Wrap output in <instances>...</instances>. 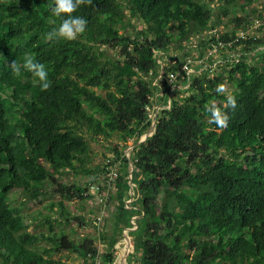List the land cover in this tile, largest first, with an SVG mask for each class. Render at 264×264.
I'll return each instance as SVG.
<instances>
[{"label": "trees", "instance_id": "1", "mask_svg": "<svg viewBox=\"0 0 264 264\" xmlns=\"http://www.w3.org/2000/svg\"><path fill=\"white\" fill-rule=\"evenodd\" d=\"M237 2L90 0L72 13L87 20L84 32L46 40L60 22L54 0H0V264H68L57 258L66 251L84 264H114L135 217L137 231H127L139 264H264V36L247 33V16L236 21L245 37L221 34L211 6ZM133 22L141 33L127 32ZM205 50L229 51L217 64ZM25 53L49 69L48 90L23 69L21 77L12 75V63L22 65ZM191 59L201 62L187 75L183 66ZM156 91L163 96L155 102ZM157 102L162 108L153 119ZM211 107L227 115L225 126L210 122ZM153 122V134L131 153L132 186L123 153L115 149L116 158L107 159L121 165L115 193L107 195L114 211L111 231L100 234L103 252L95 240L76 241L62 228L72 219L63 200L48 205L59 218L14 206L11 193L38 200L66 171L97 182L89 142L119 135L137 143ZM92 186L59 183L49 191L82 199ZM38 221L47 230L29 232Z\"/></svg>", "mask_w": 264, "mask_h": 264}, {"label": "rangeland", "instance_id": "2", "mask_svg": "<svg viewBox=\"0 0 264 264\" xmlns=\"http://www.w3.org/2000/svg\"><path fill=\"white\" fill-rule=\"evenodd\" d=\"M211 6L214 7V14L216 17L220 19L219 21V28L218 32L221 34L225 33H234L242 32V25L239 26L238 23L236 22L238 18H244L245 16L248 17L249 22V28H250V33H253L255 29L259 30V32L264 36V0H254L251 4L244 2L243 0H238L236 5L233 6H220V5H214L211 4ZM225 10V11H224ZM262 16V23L263 26L261 28H255L254 27V22L259 19V17ZM246 24V25H247ZM134 26H137L135 29L134 26L130 27L127 29V32L133 33V34H139L142 32V25L139 24V22H133ZM244 25V26H246ZM253 31V32H252ZM259 33V34H260ZM196 37L194 34L190 36V41L192 42L191 48L193 49L192 55L197 56L199 54L197 48H196ZM199 41V39H197ZM210 50V49H209ZM229 51V50H228ZM226 51H223L220 54H211L208 50H205V55L206 57L209 56L210 54L213 56H216V59L218 60L217 64H221L223 62V54H226ZM171 54H174V56H178L180 53L177 52L175 49L170 51ZM160 54L159 56H161ZM191 62V73H195L196 71V66L201 61H197L194 59L190 60ZM159 63L161 65L164 64L163 57L161 60H159ZM215 64L213 66L214 71H220L221 68L220 66H217ZM220 69V70H219ZM160 77H158L156 80H154L153 84L156 86L160 81ZM176 87H173L172 89H175ZM159 96H163V93L160 91L155 92V102L156 98ZM173 96V95H172ZM154 104L153 108V119L156 118L157 113L160 111L162 108V103L160 102ZM158 104V105H157ZM150 131V130H149ZM148 131V132H149ZM147 132V133H148ZM146 134V133H145ZM145 134H142L140 139H143ZM90 141V140H89ZM134 139H126L124 140L122 137L119 135H115L111 139H102L100 138L98 141H90L89 145L91 146V159L92 162L89 164V167H92L94 170L98 171V179L97 182H103L102 186H105L104 183V164L106 163L108 158H116V150L119 152L123 153V157L126 156V152L130 150V148L135 144ZM116 149V150H115ZM93 182L91 180V177L89 176H84L82 174H76V172H68L66 171V174L61 176L59 180L57 181V184L63 183V184H68V185H78L84 188L92 185L98 186L99 183ZM57 184L49 181L48 187V193L46 195L41 196L38 200H29L26 198V196L20 192H13L11 193V198L13 199V204L14 206L20 208L23 213L26 214H32L34 216H37L39 212H42V214H48L53 218H59V213L55 211L51 212L49 209V204L50 202H59V201H64L67 205V208L69 210V213L72 215V219L70 222H64L62 228L67 231L68 235L70 237H73L76 241L82 240L83 237H89L93 240H95L98 244V247H100L101 252H103L104 247L106 249L107 244L100 239V234L104 231L110 232L112 229L111 225V220H112V215L114 208L113 206L109 205L108 203L106 204V200H108L107 194L112 196L115 193V187H113L109 191L103 192L102 190H98L94 187H92L90 190L85 193L84 198L82 199H64L58 194L51 193L53 188H57ZM91 184V185H90ZM102 199V201H101ZM131 201H129L127 204L129 206ZM104 213H103V212ZM102 218V227L100 229H97L95 221L96 218ZM83 221H81V219ZM60 226L57 225V229H59ZM47 230L46 224L38 221L35 224H32L29 226L28 231L33 233V234H38L41 232H45ZM133 232L137 231V225L136 223L134 224ZM127 231L126 229L122 232V242L119 243L116 247L118 248V253H117V258L114 264H139L138 258H134V255L136 253L132 239L130 237L131 233H129L128 238L131 241L130 243L133 246H128L127 242H125V237L124 233ZM129 243V241H128ZM129 243V244H130ZM134 248V249H133ZM130 251V252H129ZM129 254V255H128ZM128 256L127 258H125ZM57 258H62V260L68 264H84V259L80 257L77 253L73 251H66L62 252L61 254L57 255Z\"/></svg>", "mask_w": 264, "mask_h": 264}, {"label": "clouds", "instance_id": "3", "mask_svg": "<svg viewBox=\"0 0 264 264\" xmlns=\"http://www.w3.org/2000/svg\"><path fill=\"white\" fill-rule=\"evenodd\" d=\"M87 3H90V0H54V6L51 8V12L55 17L60 19V22L55 27H52L50 31L46 32L44 38L46 40H73L78 34L84 32L87 20L81 15H72V13L76 12L82 4ZM62 14L68 15L65 16ZM22 69L31 73V76L34 78V83L38 84L42 91L50 88L52 82L49 79V69L32 54L25 53L22 65L15 61L12 63V75L14 77H21ZM216 92L224 93V85H217ZM226 103L229 106H235V100L230 95L226 97ZM207 111L211 112L210 122H214L221 127L226 125L228 119L226 114L222 113L216 107H211Z\"/></svg>", "mask_w": 264, "mask_h": 264}, {"label": "built area", "instance_id": "4", "mask_svg": "<svg viewBox=\"0 0 264 264\" xmlns=\"http://www.w3.org/2000/svg\"><path fill=\"white\" fill-rule=\"evenodd\" d=\"M262 26H263L262 21H260V20L255 21V23H254V27L255 28H261ZM249 31H250V29L247 31V33ZM245 34H246V32H241L240 37H245ZM183 69L186 70L187 75L191 74V67L188 64L184 65ZM171 76L173 77L174 75H171ZM151 116L153 117V115H151ZM106 165L107 166H106L104 181L106 180L107 183L105 184V186L107 188V191H109L113 187H115V180L118 177V171H119V167L121 165V162H118V163L116 162V163L113 164V162L109 160V161L106 162ZM92 187L97 189L96 185H93ZM95 224L97 226H102V218H100V217L97 218L96 221H95ZM95 264H100V263H99V261H97Z\"/></svg>", "mask_w": 264, "mask_h": 264}, {"label": "water", "instance_id": "5", "mask_svg": "<svg viewBox=\"0 0 264 264\" xmlns=\"http://www.w3.org/2000/svg\"><path fill=\"white\" fill-rule=\"evenodd\" d=\"M155 122H153L152 124V127L150 129V131L148 133L145 134L144 138L143 139H140L137 143H135L128 152H126V156H125V159H126V162L130 168V175H129V184L132 186V178L134 176V173H135V165L133 164L132 160H131V153L132 151L137 147L139 146L140 144H143L144 142H146V140L148 139L149 136H151L153 134V132L155 131ZM139 217H135L131 220V222L129 223V227L126 229V230H129V231H134L131 229V226L132 224H135V220H137ZM130 243V242H129ZM131 244V243H130ZM133 246V245H132ZM134 249V248H133ZM127 258V257H125Z\"/></svg>", "mask_w": 264, "mask_h": 264}, {"label": "bare ground", "instance_id": "6", "mask_svg": "<svg viewBox=\"0 0 264 264\" xmlns=\"http://www.w3.org/2000/svg\"><path fill=\"white\" fill-rule=\"evenodd\" d=\"M128 235H129V231H127L126 232V234H125V238H128ZM129 242H131L130 240H129ZM127 244H128V246L130 245V246H132V244H129L128 242H127ZM130 252V251H129ZM129 255V254H128ZM126 257H128V256H126Z\"/></svg>", "mask_w": 264, "mask_h": 264}]
</instances>
